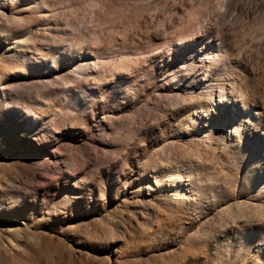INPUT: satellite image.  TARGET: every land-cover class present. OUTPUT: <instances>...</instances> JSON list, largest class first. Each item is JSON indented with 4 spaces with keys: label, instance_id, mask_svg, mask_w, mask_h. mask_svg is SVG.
I'll list each match as a JSON object with an SVG mask.
<instances>
[{
    "label": "rangeland",
    "instance_id": "374dc122",
    "mask_svg": "<svg viewBox=\"0 0 264 264\" xmlns=\"http://www.w3.org/2000/svg\"><path fill=\"white\" fill-rule=\"evenodd\" d=\"M0 264H264V0H0Z\"/></svg>",
    "mask_w": 264,
    "mask_h": 264
}]
</instances>
